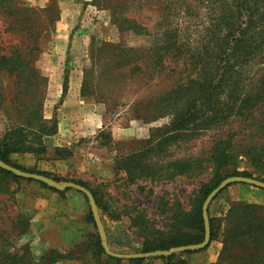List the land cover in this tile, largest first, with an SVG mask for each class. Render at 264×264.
<instances>
[{
	"label": "rangeland",
	"instance_id": "obj_1",
	"mask_svg": "<svg viewBox=\"0 0 264 264\" xmlns=\"http://www.w3.org/2000/svg\"><path fill=\"white\" fill-rule=\"evenodd\" d=\"M11 1V10L3 8V13L0 10V46L3 47L0 54L7 57L21 55L28 64L18 68L20 76L16 79L15 67L0 72V140L8 130L33 125L36 114L42 117L46 129L56 124V133L59 103L55 100L60 102L67 88H79V95L85 96L87 106L91 108L90 115L97 114L100 123L93 134L79 135L75 143L61 147L69 150L74 146L86 147V150L91 147L93 158L96 157L97 164L104 167V175L92 174L85 180L78 176L57 177L59 181H82L94 189L110 211L118 216L115 219L106 212H99L106 227L115 225L118 229H128L120 240L128 244L129 249L111 250L141 252L143 238L137 235L139 230L146 234L157 230L160 233H151L159 239L171 238L172 227L180 232L192 230L190 217L183 212L193 208L200 188L218 176L245 171L253 178L264 180V136L245 130L236 115L244 101L257 95L254 80H260L264 68V31L253 38L246 35L255 43L251 47H247L244 40L239 44L234 57L228 61V74L217 92L210 96L211 102H219L216 116H225V121H216L214 114L205 112L200 118L198 114L185 129L173 132L166 128L171 116L164 111L169 105L185 106V102L208 82L211 87L216 82L213 80L215 59L220 54L215 44L224 41L225 33L215 29L217 11L213 12L211 0ZM206 1L208 6H205ZM261 5L256 17L259 24H264V5ZM221 6L227 20L229 0H222ZM224 27L223 23L221 28ZM104 44L139 49L141 52L136 58L145 62L143 71H131L130 79L111 82L107 67L113 60L112 50ZM25 47L29 50L23 51ZM149 52H154L152 59L159 62L154 72L146 62L150 61ZM234 60L235 66H232ZM30 66L36 73L28 71ZM36 75L44 79L40 80ZM65 77L66 91L62 93ZM170 91L172 98L162 97ZM228 102L234 105L227 106ZM80 117L85 119L83 115ZM203 120L211 125L199 128ZM55 133L43 138L46 147L47 138ZM227 136L231 142L240 145L248 144L249 140L262 142L261 152L248 151L249 145L242 148L236 145L213 161L209 157L213 143ZM240 138L244 139L238 141ZM57 142L66 144L64 139ZM53 148L50 155L49 150L43 156L21 154L48 160L47 156L53 155ZM156 148H160L159 151ZM133 153L139 154L137 161L142 168L149 164L166 169L162 178L131 177L141 169L129 173L125 168L135 160L124 161L123 157ZM10 159L15 162L13 154ZM120 159L125 164L124 169H121ZM181 161L195 165L200 162L203 170L198 172L196 169L198 175L195 176L179 175L177 168ZM171 172L173 176H170ZM25 182L28 181H14L0 173V264L7 263L3 262L6 254L16 253L25 244L29 254L21 258L22 264H37L41 252L47 249L33 238L21 242L27 233H21V230L27 224L29 229L30 221L16 194L29 191L22 185ZM262 192L264 189L250 184H230L210 202L209 213L222 218L226 209L237 201L264 206L255 202L264 200ZM85 209L87 220L89 204L86 199ZM139 217L145 220L142 222L145 227L142 223H134V220L139 222ZM82 232L80 236L86 241L84 246L91 235H98L92 223ZM220 249L221 242L213 240L203 249L184 251L179 257L186 264H210L217 259ZM149 258L151 264H163L156 259L158 257Z\"/></svg>",
	"mask_w": 264,
	"mask_h": 264
},
{
	"label": "trees",
	"instance_id": "obj_2",
	"mask_svg": "<svg viewBox=\"0 0 264 264\" xmlns=\"http://www.w3.org/2000/svg\"><path fill=\"white\" fill-rule=\"evenodd\" d=\"M222 0H211L210 5H212L213 12L217 11V14L214 15L215 20V29L217 31H223L225 33L224 41L215 44V48L220 54L216 59L215 63L216 68L214 70V79L215 85L211 87V82H208L207 85L202 88L195 96L185 102V106H174L170 104L169 108L164 111L171 116L169 124L166 126L168 130L173 132H179L182 129H185L189 122L196 120V116L199 114V118L202 117V114L205 112L214 114L216 116V109L219 106V102L216 100L210 101V96L217 92L219 89V84L225 79L228 74L229 66L228 61L234 57L236 53V48L244 40L247 47H251L253 40L246 38V35L249 37H255L264 31V24H259L257 22L256 13L258 6L260 4L264 5V0H229V17L226 20L224 9L221 8ZM261 5V7H262ZM13 2L11 0H0V10L3 13L4 9L11 10L13 7ZM205 6H208V1H206ZM114 21H118L115 16ZM225 21V22H223ZM264 21V17H263ZM224 23L225 27L221 28V25ZM264 23V22H263ZM257 29V31H256ZM107 47H110L112 50L111 58L107 72L112 76L111 82H121L125 79L131 78V71L140 70L143 71V66L146 65L143 60H137V54L141 51L139 49H134L131 47H121L115 44H104ZM0 50H3V47L0 46ZM29 48L25 47L23 51H28ZM156 52V50L154 51ZM153 52V53H154ZM152 52H149V60L146 61L149 66L152 67V70L157 68V64L154 59H152ZM236 60L233 61L232 66H235ZM28 64V61L25 60L21 55H16L15 57H7L3 54H0V72L5 69H9L10 66L15 72V79L20 76L19 67L25 66ZM145 67V66H144ZM28 71L35 72V70L30 66ZM92 72V69H91ZM36 73V72H35ZM38 79L43 80L42 76L36 75ZM121 77V79H120ZM257 83L256 87V97L253 99H247L242 103V106L236 110V115L239 117L238 123L244 124V129L248 131H253L255 134H262L264 136V68L259 80H254ZM67 85L66 77L63 80L62 93H65ZM85 81H83V86ZM211 87V88H210ZM172 91V90H171ZM171 91L164 98H172ZM227 106H233V102L226 103ZM226 117L216 116V121H225ZM231 120V122H233ZM42 121V117L39 114H36L34 118L33 125L30 123L28 127H18L15 129L8 130L0 140V160L6 164L18 168L22 171L34 172L37 174H42L47 177H51L54 180L59 181V178L55 175H51L42 171H34L33 169H27L19 164L11 161L10 155L14 153H33L38 156H43L46 154L47 147L43 141L47 135H52L56 131V124H53L51 128L46 129ZM55 123V122H54ZM211 124L207 123V120L200 122L199 128L207 127ZM154 139V138H153ZM244 138H240L238 141H242ZM248 144H237V142H231L230 138L223 137L217 139L211 149L209 157L214 161L220 156H224L226 151L232 146L237 147H246L248 151H260L262 147V142L249 140ZM160 148L155 150L159 151ZM153 150V149H152ZM151 151V150H150ZM261 152V151H260ZM260 154L258 152H254ZM71 150L65 147H54L52 158H66L71 156ZM50 158V156H47ZM124 161L135 160L129 167L125 168L129 173L134 172V169H141V172L131 174V177H159L162 178L164 170L162 167L158 168L146 165L145 168H142L137 159L139 154H129L126 157H123ZM121 163V159L119 160ZM117 162V161H116ZM138 162V163H137ZM137 163V164H136ZM124 163H122L121 169H124ZM174 169L173 165L171 166ZM179 175H189L195 176L198 175L195 170L198 172L203 170V166L200 162L198 164L185 163L181 161L178 165ZM0 173L5 177H9L14 181L24 180V181H34L39 183L42 187L47 188L51 191L62 193L63 191H58L53 188L46 186L44 183L32 180L25 179L15 175L12 172H9L0 167ZM173 172L170 173V176H173ZM231 175H240L252 177L248 172L242 171H233L230 174H225L218 176L216 179L211 181L208 184H204L200 190L199 195L196 198L194 206L188 212H183L186 217H190V221L193 225V229L189 232H180L176 228H171L170 231H174L171 238L164 237L163 239L156 238L151 232H159L157 230H151L149 233H143L142 230L137 231V235L143 238V244L141 247V252H148L154 250H168L171 247H177L188 244H195L202 241L204 236V225L202 218V202L206 195L216 187L221 180L227 176ZM264 181L263 179H260ZM81 186L87 188L97 205L99 212H106L111 218L117 219L118 216L113 214L110 209L106 206L103 199L98 195V193L88 187L84 182L71 180ZM71 189V188H67ZM66 190V189H65ZM78 191V190H76ZM80 192V191H78ZM83 194L82 192H80ZM84 198L87 200L86 196L83 194ZM208 221H209V230H210V241L219 240L221 242V249L217 256V259L210 264H264V206L258 205L255 203H248L246 201H237L233 202L228 209H226L224 216L214 217L211 216L209 210ZM138 220H134L135 224H140L145 222L142 221V218L139 217ZM87 222H90L94 225V220L92 218L90 207L89 214L87 216ZM147 222V221H146ZM142 226H146L142 223ZM95 227V225H94ZM96 228V227H95ZM28 231V224L26 228L21 230V233H26ZM146 231V230H145ZM147 232V231H146ZM160 233V232H159ZM162 233V232H161ZM93 237V240L91 241ZM89 238L90 241L86 243L84 240L80 241L73 246L72 249L65 252H60L56 249L45 250L36 261L37 264H53L60 260H78L81 264H151V258H117L107 255L100 243L99 236L95 233ZM183 252H174L167 256H160L156 259H160L163 264H186V261L179 257ZM24 254H29V248L25 244L20 246L16 253L6 254V264H22L21 258ZM155 259V258H154Z\"/></svg>",
	"mask_w": 264,
	"mask_h": 264
},
{
	"label": "crops",
	"instance_id": "obj_3",
	"mask_svg": "<svg viewBox=\"0 0 264 264\" xmlns=\"http://www.w3.org/2000/svg\"><path fill=\"white\" fill-rule=\"evenodd\" d=\"M59 103L57 132L52 137H48L47 150L49 154L53 147H61L76 142V138L88 136L95 132L100 123L98 115L91 113L87 106L85 96L79 95V88H67V92L61 97ZM84 116L83 119L80 116ZM65 140L59 144L57 140ZM53 143V144H52ZM73 152L67 158H50L48 160L39 159L30 154H13V159L20 166L27 169H37L42 172L61 177H81L89 178L92 174L103 176L104 167L97 164L96 157L93 158L91 147L80 149L74 146ZM93 150V149H92ZM86 151V153H83ZM86 154V155H85ZM82 157V158H81ZM100 156L98 160H100ZM82 175V176H80ZM29 188V191H19L16 194L17 200L23 204L26 215L29 216V229L21 240L24 243L29 239L43 244L47 249H56L65 252L73 248L74 245L82 241L81 233L83 229H89L91 223L86 220L85 198L83 194L75 189H66L62 193L51 191L42 187L39 183L32 181L22 183ZM264 198V192L261 193ZM264 204V200L255 201ZM101 221L107 236L110 248L114 250L129 249L128 244L120 240L121 235H126L128 229L117 228L112 225L106 227ZM128 236V235H127ZM140 245V243H139ZM43 250V252L45 251ZM134 248H131V251ZM41 252V254L43 253ZM79 262L78 260H60L57 262ZM56 262V263H57Z\"/></svg>",
	"mask_w": 264,
	"mask_h": 264
},
{
	"label": "water",
	"instance_id": "obj_4",
	"mask_svg": "<svg viewBox=\"0 0 264 264\" xmlns=\"http://www.w3.org/2000/svg\"><path fill=\"white\" fill-rule=\"evenodd\" d=\"M0 167L14 173L15 175L25 178V179H32L39 182L44 183L46 186L53 188L58 191H63L67 188H73L75 190H78L82 192L88 201L90 212L92 215V218L94 220V225L97 229L98 236L100 238L101 246L104 250V252L113 257L117 258H137V257H143V258H149V257H160V256H167L174 252H184V251H193V250H200L206 247L210 240V230H209V221H208V207L210 202L213 200V198L226 186L233 184V183H245L250 184L253 186H256L258 188L264 189V181L258 180L253 177H247V176H240V175H231L225 177L223 180L219 182V184L214 187L204 198L201 206L202 210V218H203V225H204V236L201 242L195 243V244H188V245H182L177 246L172 249L168 250H154V251H148V252H137V253H121V252H115L110 249L107 239H106V233L101 221V218L99 216V210L97 208V205L95 203V200L93 198V195L91 192L85 188L84 186H81L80 184H77L72 181H57L54 180L51 177H47L42 174H37L34 172H28V171H22L18 168H15L13 166H10L6 164L5 162L0 160Z\"/></svg>",
	"mask_w": 264,
	"mask_h": 264
}]
</instances>
